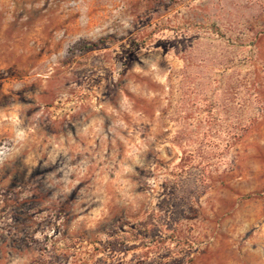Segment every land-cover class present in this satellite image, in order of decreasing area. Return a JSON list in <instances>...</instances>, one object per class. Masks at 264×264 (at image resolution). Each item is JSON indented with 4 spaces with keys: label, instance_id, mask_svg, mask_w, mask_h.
Masks as SVG:
<instances>
[{
    "label": "rangeland",
    "instance_id": "obj_1",
    "mask_svg": "<svg viewBox=\"0 0 264 264\" xmlns=\"http://www.w3.org/2000/svg\"><path fill=\"white\" fill-rule=\"evenodd\" d=\"M0 264H264V0H0Z\"/></svg>",
    "mask_w": 264,
    "mask_h": 264
},
{
    "label": "trees",
    "instance_id": "obj_2",
    "mask_svg": "<svg viewBox=\"0 0 264 264\" xmlns=\"http://www.w3.org/2000/svg\"><path fill=\"white\" fill-rule=\"evenodd\" d=\"M241 131H244L245 129L240 128Z\"/></svg>",
    "mask_w": 264,
    "mask_h": 264
}]
</instances>
